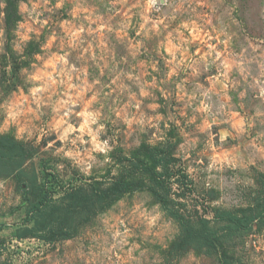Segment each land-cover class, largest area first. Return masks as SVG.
Here are the masks:
<instances>
[{
  "label": "rangeland",
  "instance_id": "rangeland-1",
  "mask_svg": "<svg viewBox=\"0 0 264 264\" xmlns=\"http://www.w3.org/2000/svg\"><path fill=\"white\" fill-rule=\"evenodd\" d=\"M21 2L28 3V0L17 3L16 21L7 29L5 11L15 12L7 8L5 0H0L5 5L0 9L4 14L0 18V29L3 30V37L0 38V104L11 100L13 93L18 95L17 90L20 88L27 95L30 87L38 86V82L26 83V77L21 74L22 69L32 72L30 66L33 63L37 67L41 66L43 62L34 59L36 54L47 59L53 53H69L68 65L77 70L87 69L86 77L82 79H86L89 85L99 81L92 91L85 94L83 101L73 108V112L81 111L84 102L98 93L97 102L89 110L98 109L101 112L100 123L105 125V132L100 140L103 142L107 139L113 150L108 153L109 164L102 163V155L94 154L97 162L91 174L84 176L71 161L62 159V154L53 155L56 149L62 147L57 140L58 132H50L40 138L38 133H34L31 139L15 140L31 150L32 156L24 161L19 170L15 169V160L0 165V264H137L136 259L127 256L132 244L140 245L132 253V257H139V264H264V152L257 151L264 149V96L260 94V86L255 83L264 82V75H261L264 69V0H157L148 13L151 19L167 18L173 14L175 19L171 22L165 19L168 28L161 25L159 35L149 33L147 39L143 33L136 36L142 22L140 16L145 0H65L60 9L54 7L57 0H50L46 7L51 8V12L39 9L43 11L39 19L48 20L49 23L44 28L33 25L39 29L40 36L37 39L31 33L32 39L24 47L23 53L18 55L12 47L16 39L13 31L17 22L28 19L26 14L18 12ZM32 2L36 3L37 0ZM39 2L43 4V0ZM138 2L139 7H132ZM77 4L88 11L78 13L73 18L71 12ZM181 4L180 10L173 13V9ZM129 8L130 21L125 16ZM89 15L92 20L97 16L102 19L89 24L85 20V16ZM64 21H69L73 28L83 25L86 29L80 34L79 40L83 43L78 47L67 46L68 36L65 35V29L60 27ZM192 21L201 29V37L207 33L212 39L203 44L199 40L189 44L188 56L192 60L185 58V64L168 78L167 74L174 65L166 64L169 57L162 49L158 54V45L168 32H173L182 23ZM125 23L130 25L126 29L127 36L118 37L116 33L122 30ZM100 24L105 27L97 31ZM109 27L111 32L107 31ZM89 28L92 29L90 34L87 31ZM182 31L187 37L188 32ZM53 33L56 40L51 49L47 53L42 52V45ZM229 37L227 52L231 56L228 58L240 63L244 71L233 66L228 73V87L222 92L220 84L224 80L220 76L223 71L219 67L220 61L213 63L214 56L206 57L205 61L198 64L192 61H198L208 51V44L216 45V51H224L223 41ZM129 40L142 44L135 57L128 47ZM61 41L64 42L62 50ZM89 45L90 51H85ZM197 49L200 51L197 52ZM152 64L156 66L155 71ZM193 69L195 75L192 74ZM129 74L134 79H127ZM76 75L79 72L73 74V82L79 83L75 80ZM216 77H219V83L215 82ZM153 81L155 86L148 87ZM181 84L182 88H178ZM141 87H145L149 96L139 95ZM204 92L207 95H202ZM225 95L229 97L227 103L223 99ZM190 96H195V99L190 100ZM56 99L54 96L53 102ZM137 101H140L139 109L134 106ZM202 103L208 107L207 112L197 111ZM153 104L157 105L155 110L149 107ZM32 107L35 108V105ZM41 112L43 115L40 119L33 121L37 128L53 121L51 107L42 108ZM232 112L244 120L245 131L241 135H237L231 127L234 121L229 113ZM141 114L143 123H133L129 127L124 122L125 117L139 119ZM156 116L162 119L158 122L153 119L152 124L156 127H152L147 120ZM212 119L218 123L203 129L204 121L210 122ZM3 121V110H0V126ZM80 122L75 115L69 119L74 127H78ZM15 131L13 126L9 132L0 135L14 138ZM221 131L231 134L224 142L219 139ZM76 135L79 133H73L69 139ZM83 139V147L89 148V137L84 135ZM50 143L51 148L48 147ZM142 144L151 147L164 145L170 149L172 157L176 159L174 168L181 167L185 172L191 182L187 183L191 191H182V186L175 182L168 184L169 203L165 210L147 187L152 184L143 179L144 188L139 189L134 184L132 191L125 193L119 200L111 203L108 198L104 206L98 202L92 203L86 210L82 208L75 215H68L62 224L58 223V211L52 217H48L50 214L47 212L45 219L49 222L44 229L35 228L31 237L17 238L25 227L27 209L39 192L46 191L51 195L47 208L52 210L61 205L67 207L69 201H64L63 197L71 193L72 189L82 187L81 195L91 189L94 193L105 190L127 177L124 173L130 171L129 163L119 160L129 157ZM213 157L218 159L214 160ZM59 164L64 165L62 170L57 168ZM131 176L134 183L139 181L138 174ZM58 193L63 195L54 200L53 196ZM120 201H123L122 205ZM137 203H142L149 211L159 204V210L163 213L160 223L171 221V228L162 237L149 235L147 238L143 235V226L134 228V235L122 250L111 248L114 241L109 228L115 220L110 218L120 216L121 212L127 216L128 210ZM174 211L184 217L187 225H182L171 215L170 212ZM215 211H228L237 217L258 216L260 212L263 214L252 228L232 232L226 227V222L215 219ZM209 216L211 219H207ZM106 219L107 225L103 222ZM204 230L209 231L206 239L200 236ZM65 233L67 236H64ZM141 252L143 256H140Z\"/></svg>",
  "mask_w": 264,
  "mask_h": 264
},
{
  "label": "clouds",
  "instance_id": "clouds-1",
  "mask_svg": "<svg viewBox=\"0 0 264 264\" xmlns=\"http://www.w3.org/2000/svg\"><path fill=\"white\" fill-rule=\"evenodd\" d=\"M50 0H43V4L37 0L36 3H33L32 0H28V3L21 2L18 4V12L21 15L27 16V20L22 22H17L16 28L13 31V35L16 39L12 43L13 51L18 55L23 53L24 47L27 43L32 39L31 33H34L36 38L38 39L40 36L39 29H35L33 25L38 24L40 28H44L49 21L41 20L39 17L43 15V11L39 9L44 8L49 12L52 11L51 8H47L46 6ZM65 0H57L54 5L55 9H60L64 6ZM157 3V0H145L143 13L140 16L141 23L139 24V28L136 31V36H140L143 33L144 38H149V33H153L155 35H159L160 26L164 25V28H168V24L165 23V19H168L169 22L175 19V15L173 14L167 18H157L156 20H152L148 15L149 12L153 9V6ZM171 7V5H168ZM5 7L4 4L0 3V9ZM132 7H139V2L134 4ZM181 5H178L173 9V13L178 12ZM87 8L81 7L77 4L73 7L71 15L73 18H76L78 13L87 12ZM159 11V9H156ZM128 12H131V8L127 10L125 16L130 21L131 16H128ZM3 12H0V18L3 17ZM102 18L97 16L95 20L90 19L89 16H85V20L91 23H97ZM31 21V23H29ZM151 25V27H147ZM130 25L125 23L122 25V30L118 31L116 35L118 37L124 38L127 36L126 29ZM62 29H65V35L68 36L67 46L69 48L78 47L80 43L83 41L79 40L80 34L85 32V28L83 25L79 27L73 28L70 25L69 21H64L60 24ZM105 25L100 24L97 31L103 30ZM186 30L188 32V36H184V32ZM89 34L92 29H87ZM107 31L111 32L112 29L109 27ZM223 35V33H220ZM3 37V30L0 29V38ZM212 39L211 36H208L207 33L201 37V29L196 25L194 21L182 23L178 26V28L174 29L173 32H168L165 36L164 41L158 45V54L159 50L162 49L163 53L166 54L169 59L166 60V64L174 65L172 67L167 76L171 78L176 74V69L180 68L181 65L185 64V58L188 60H192V57L188 56V45L199 40L202 44L207 40ZM230 37L223 41L224 43V51H216V45L208 44V51L199 57L198 61H192L193 64H198L201 61H205L206 57H213V63L216 61H220L219 67L223 70L220 73V76L223 77L224 83L220 84V90L224 92L228 87V73L231 71L233 66L240 68V63L236 61L230 60L228 57L231 56V53L227 52L228 40ZM56 40L55 33L50 35L47 38L45 44L42 45L41 51L47 53L49 49H51L53 43ZM0 44H2V39H0ZM64 42L61 41V50L63 49ZM128 47L131 50V55L135 57L139 54L142 44L140 41H136L133 43L132 40L128 41ZM91 45H89L88 49L85 51H90ZM200 49H197L199 52ZM255 51V49H253ZM177 54H179V59H177ZM69 53H64L63 55H58L53 53L50 57L45 59V56L36 54L34 56L35 61L43 62L40 67H37L36 63L31 64L32 72H29L28 69H22L21 74L26 77V83H34L38 82V86H33L28 89V94L25 95L22 88L18 89L17 93H13V98L9 100L5 104H0V110H3L4 121L3 125L0 126V134H5L9 132L10 128L15 127V135L14 139L20 141L21 139H31L34 133H38V138L48 135L50 132H58L57 140L60 141L62 147L56 149L53 152L54 156H61L62 159H67L72 162L74 167L79 168L81 173L84 176H89L91 174V169L93 165L97 162L96 155L100 154L104 157L102 163L109 164L110 159L108 157V153H110L113 148L109 146V141L105 139L103 142L100 140V136L105 132V125L100 123L101 121V112L97 110H89L91 106L97 102L98 93H94L91 99L84 102V107L81 111L74 113L73 108L79 105L87 92L92 91V88L95 87L99 81H94L93 84L89 85L86 79H82V77H86L87 69H79L77 70L75 67L68 65V57ZM242 55V54H241ZM223 57V59H222ZM59 65V68L57 67ZM191 67V65H189ZM48 69H51L49 71ZM153 71L156 70L155 64H152ZM10 71V66L9 69ZM243 72L244 69L240 68ZM79 72V75L75 76V80L79 81V83H74V73ZM193 75L196 74L195 69H193ZM261 75H264V69L261 71ZM117 79L119 77L117 76ZM127 79H134L131 74L127 76ZM216 83H219V77L214 78ZM115 82V81H113ZM257 86H260V94L264 96V82L256 81ZM155 81H153L152 85H148V87H154ZM178 88H182V84L177 86ZM59 90V91H58ZM139 95L141 97L149 96V93L145 91V87L140 88ZM202 95H207L206 92L202 93ZM56 96L57 99L53 102V97ZM135 95L133 94L132 98L134 99ZM166 98V97H165ZM189 99H195V96H190ZM225 103H227L229 97L225 95L223 97ZM35 105V108L32 107ZM135 108L139 109L140 101L135 103ZM51 107L52 112L54 113L53 121H51L48 125L44 127L37 128L34 124V120H39L40 116L43 115L41 112L42 108ZM127 107V106H126ZM152 110H155L157 105L153 104L149 106ZM224 105L221 106L223 110ZM197 111L207 112L208 107L201 104V107L197 109ZM62 113V114H61ZM75 115L81 122L78 127H74L73 124L69 123V119ZM119 116V113L117 114ZM230 117L234 121L231 125L232 129L236 132L237 135H241L245 131L244 120L242 118H238L237 113H229ZM155 119L157 122L162 118L160 116L152 117L147 120V123L152 127H156L155 124H152V120ZM124 122L131 127L133 123H143L144 117L141 114L139 119H128L125 117ZM218 121L212 119L210 122L205 120L203 123V129H209L213 124H217ZM92 126H95L93 129ZM251 125H249L250 127ZM167 127V125H165ZM73 133H79L72 139L69 137ZM84 135L89 137L88 143L91 145L89 148H84L85 140L83 139ZM231 134L228 131H221L219 133V139L221 142H224L226 138H228ZM55 143V142H53ZM49 148L52 147V143L48 145ZM209 147L211 148V143L209 142ZM215 151V149H213ZM257 151L264 152V149H257ZM227 155V154H225ZM213 159H218L213 157ZM251 163V161H249ZM64 165L59 164L57 168L62 170ZM211 167V166H210ZM246 167V165H245ZM159 171V169H157ZM191 171V169L189 170ZM115 175V172H113ZM0 187H2V182H0ZM63 193H58L53 196V199H59ZM121 205L123 201L119 202ZM160 205L156 204L149 211L143 207L142 203L135 204L130 210H128L127 216H125L124 212L120 213V216H117L114 219L115 223H113L109 231L111 233V239L114 241L111 248H119L123 249L125 245L128 244V240L130 237L134 235L133 229L140 228L143 226L144 231L143 235L147 238L149 235H155L162 237L166 231L171 228V221L167 223H160L163 213L159 210ZM124 217V218H121ZM207 219H211V217H207ZM106 225L108 224V220L103 221ZM131 225V227H129ZM153 229H156L153 232ZM15 243V241H13ZM23 247V245H21ZM166 247V245H164ZM140 245L132 244L128 248L127 256L129 259H136L137 264H139V257H132V253L139 249ZM111 251V249H109ZM144 253L141 252L140 256H143ZM119 259V257H117Z\"/></svg>",
  "mask_w": 264,
  "mask_h": 264
},
{
  "label": "trees",
  "instance_id": "trees-1",
  "mask_svg": "<svg viewBox=\"0 0 264 264\" xmlns=\"http://www.w3.org/2000/svg\"><path fill=\"white\" fill-rule=\"evenodd\" d=\"M20 1L23 0H5L7 8L9 10L11 9V12H15L10 13L8 10L5 11L7 29H10L11 25L16 21V6ZM31 156L32 151L27 149L22 143L15 141L14 138L8 135H0V165L15 160V169L19 170L24 161L28 160ZM119 161H127L129 163L130 171L124 173V175L127 176L125 179L117 181L112 184L111 187L96 193L91 189V191L84 192L83 195H81L80 192L83 191L82 187L72 189L71 193H66L63 197L64 201H69V203L66 204L67 207L61 205L57 206L55 209L49 210L47 207L51 200V195L47 194L46 191L39 192L33 203L27 209L26 217L24 219L25 227L19 232L17 238L22 239L31 237L36 231L35 228H40V230L44 229L45 225L49 222L45 219V217L47 218V212L50 214L48 217H52L55 211H58L57 219L59 221H57L59 224H62L67 220L68 215H75L82 208L86 210L92 205V203L98 202L99 205L104 206L107 204L108 198L111 199V203L119 200L125 193L132 191L134 184L139 189L144 188L146 185L144 184L143 179H147V181L152 184V186L147 187L156 195L165 210L168 209L169 203L167 200V193H169L167 187L168 184L172 185L175 182L179 184V186H182V191L184 189L191 191L187 185V183H191L188 180L187 175L183 172L181 167L174 168L175 165L173 164L176 162V159L172 157L171 150L164 145L151 147L142 144L139 148L133 151L129 157H124ZM157 169H159V171H157ZM134 174L139 175V181L137 180V183H134L133 176H131ZM84 204L88 205L83 206ZM215 212V219L226 222V227L232 232H243L252 228L255 221L263 214L260 212L258 216L251 215L237 217L228 211ZM170 213L182 225H187V221L185 222L184 217L179 216L177 211ZM86 215H88L87 212ZM31 224L32 227H29ZM1 230L2 226L0 225V232ZM187 230L190 231V228L187 227ZM59 234H61V232ZM208 234L209 231L204 230L200 236L206 239ZM64 236H67V233H65Z\"/></svg>",
  "mask_w": 264,
  "mask_h": 264
}]
</instances>
